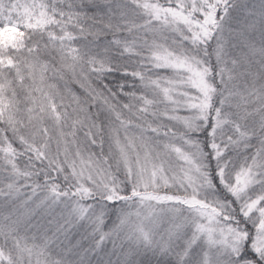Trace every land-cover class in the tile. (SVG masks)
Instances as JSON below:
<instances>
[{
  "label": "snow or ice",
  "instance_id": "obj_1",
  "mask_svg": "<svg viewBox=\"0 0 264 264\" xmlns=\"http://www.w3.org/2000/svg\"><path fill=\"white\" fill-rule=\"evenodd\" d=\"M0 264H264V0H0Z\"/></svg>",
  "mask_w": 264,
  "mask_h": 264
},
{
  "label": "trees",
  "instance_id": "obj_2",
  "mask_svg": "<svg viewBox=\"0 0 264 264\" xmlns=\"http://www.w3.org/2000/svg\"><path fill=\"white\" fill-rule=\"evenodd\" d=\"M4 211H7L8 209L7 208H5V209H3ZM76 238H78V237H76ZM109 247H110V245H109Z\"/></svg>",
  "mask_w": 264,
  "mask_h": 264
}]
</instances>
